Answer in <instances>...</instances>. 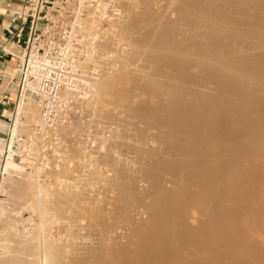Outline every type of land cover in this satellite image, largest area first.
I'll list each match as a JSON object with an SVG mask.
<instances>
[{"label":"bare ground","instance_id":"bare-ground-1","mask_svg":"<svg viewBox=\"0 0 264 264\" xmlns=\"http://www.w3.org/2000/svg\"><path fill=\"white\" fill-rule=\"evenodd\" d=\"M178 1L179 4L174 8L179 15H176L178 17L177 20L175 19L176 21L174 19V21L167 20L160 13H157V16L160 14L162 17L158 19L149 6L137 9L138 14L135 11L134 16L127 17L123 32L120 31L124 34L118 41L122 39L121 41L126 43L124 35H127L126 40H130L129 44L133 49L131 50L129 46V50L132 53L136 50L134 54H138L137 60L141 61L139 66H147L150 72H148L149 70L145 71L142 67L143 75H138L141 72H135L134 67L128 71L125 67L127 72L123 70V73L120 70L123 73L122 75L120 73V80L113 78L105 82L102 94V97L105 94L110 95L109 106L113 107L116 103L122 106L119 110L120 113L116 112L118 108L112 110L106 106L117 116L112 112L107 114L108 110L104 111L107 116L110 115L111 119L115 118L113 120L115 126L120 118L122 119V115H125V120L120 121L121 125H119L126 133L122 129V134L119 133V135L123 137L124 134L128 136L133 133V138H129L130 141L136 137V142L132 146L131 143L125 142V139H121H123V143L125 142V146L128 143L129 149L132 151L125 150L134 155L136 160L134 163L138 165L136 167L140 168L137 170H142L140 175L143 172L142 174L145 176V187L141 188V192L138 190L140 187L137 188L136 180L138 179L130 178L131 175L127 179L126 174L124 177H120L123 171L128 170V167L126 170L122 168L123 171L117 167L115 175L121 178L122 183L132 180L128 181V183L131 182L129 184L132 187L126 188L125 186L128 184L118 183L119 180L112 182L117 183L120 206L113 209L112 219L108 216L110 223L115 221L112 224L114 226H111L110 223L109 226L116 228L117 217L119 219L127 217V224H133L131 212H135V218L139 214L142 218L140 212H143L147 221H139L140 223L135 226V229L130 227V231L128 230L131 232L134 229L133 231L136 233L133 232L129 235V237L133 235L135 238H129L131 248L128 249L120 243L121 246L117 247L115 245H119L116 244L119 238H117L118 240L114 238L113 242L111 240L109 242L105 233L108 232L107 229L111 228L105 226L106 221L104 222V220L106 219L93 209L95 210L93 225L101 234L99 241L104 238L101 240L103 242H99L102 243L99 250L90 248L89 254H86L85 258L82 256L72 258L69 254L66 257L57 246H53V249L49 248L43 233L40 232L38 236V232L36 233L39 250L37 264H264V0ZM166 2L168 5H173L172 0H170L171 4L169 0ZM134 3L136 2L133 1L131 5ZM123 6L126 7L125 10L129 8V11L133 7L125 5V3ZM166 10L164 8L162 13ZM167 17L169 18V16ZM181 25L186 26L185 31L180 29ZM116 27L118 26L116 25ZM117 48L119 47H116V50H118ZM116 50L115 54H118L121 49L117 52ZM132 53H130L132 59L135 60L136 57L133 58ZM130 54L127 53L129 58L126 56L127 58L124 57L125 59L122 61L125 63L123 66H129V68L132 61ZM121 55L123 56V54ZM121 59L123 60V57ZM135 67L137 68L138 64ZM138 68L141 69V67ZM165 74L168 77H163ZM117 84L120 86L119 89H117ZM95 88L98 89L96 86ZM65 95H68V92H65L63 97ZM91 96L99 98L98 90ZM140 96H145L146 99L137 100ZM27 100L29 98L25 96L19 99L10 129L12 137H17L23 130L20 128L27 118L25 116L39 112L38 106L31 105ZM96 116L100 117V114ZM115 120L117 123H114ZM131 128L132 133H127L126 130H131ZM152 144L163 147V150H156L151 147ZM2 147L3 141L0 138V151ZM79 148L82 147L79 146ZM125 150L121 148L120 152L123 153ZM128 152H124V157L121 159L130 156ZM104 154L107 155V153ZM133 155L126 160L129 161ZM97 156L94 157V160H99L96 159ZM83 157L85 155L81 158ZM107 158H105V161L109 163L107 167L112 169L114 167V161L111 162L113 157L108 158L110 162L107 161ZM101 164L103 165L102 162ZM80 166L82 164H79ZM23 172V168L13 161L7 160L4 164L5 177L0 184V193L6 196V201H12L14 204L20 201L25 203V206H31L34 203L35 212L41 219L47 214L45 211L47 212L48 206L44 210L45 198L43 194L47 193L48 189L45 188L47 192L43 193L45 191V189L41 190L43 186L33 184V180H30L31 175ZM143 175H141L142 178H144ZM62 176L65 177V175ZM13 177H16L17 180ZM67 179H72V176H67ZM104 179L112 180L113 178L105 177L101 181H105ZM146 180L148 185H151H149L148 191L144 190L148 187ZM3 182L6 186L3 185ZM83 183L84 181L80 185ZM165 184H169L170 187L166 188ZM82 187L79 188L82 189ZM56 189L54 188V190ZM94 189L98 190L96 186ZM78 191L80 190H77L78 195H76L73 190H66L61 195L57 194L58 199L54 198L58 202H53H56L57 205L59 203V206L66 205L64 211L69 213L75 210V214L77 212L76 196L81 195ZM104 193L106 191H103ZM31 194L33 197L30 196ZM108 194L111 193L108 192ZM50 200L53 199L50 198ZM105 200L104 203H106ZM93 201L95 203V200ZM107 202H111V200ZM112 204L111 206L114 208ZM17 206L23 209L14 206L16 211L12 207L10 211L14 212H10L6 207V202L0 200V221L3 214L7 212L10 216L12 213L16 216L15 213L19 210L22 215L23 213L29 214L30 210L25 212L23 204L22 207L20 204ZM84 208L88 210L85 206ZM58 209L56 208V210ZM104 210L102 208L103 214ZM139 210L140 212L137 214ZM123 213H131V215L125 216ZM22 215L20 216L22 217ZM65 215V219L71 220V215ZM114 215L117 217L114 218ZM197 216L199 217L198 223L193 225L192 222ZM62 217H64L63 214L60 219ZM77 217L79 218L80 215ZM91 217L89 216L92 221ZM78 218L76 219L78 220ZM80 218H82V214ZM84 219L86 218L84 217ZM122 221L125 225L126 221ZM23 222L25 223V221ZM39 223L37 225L39 227H36L40 229L41 222ZM67 223V226L71 224L69 221ZM84 226L88 228L86 224ZM84 226L80 228H84ZM35 230L33 228V231ZM109 233L112 234L110 231ZM85 235L82 236V239ZM32 236L34 237V235ZM119 237L121 238V236ZM11 239L10 235L7 236L0 231V246L2 249H6V251L1 250V252H5L4 256L11 251L13 246ZM133 240L135 241L133 242ZM81 245L85 244L81 243ZM92 249L94 254L91 252ZM10 255L8 254V256ZM65 258L68 260L66 261ZM121 258L125 260L120 263L123 261Z\"/></svg>","mask_w":264,"mask_h":264},{"label":"rangeland","instance_id":"rangeland-1","mask_svg":"<svg viewBox=\"0 0 264 264\" xmlns=\"http://www.w3.org/2000/svg\"><path fill=\"white\" fill-rule=\"evenodd\" d=\"M93 1L94 2H98V1L102 2L100 4L101 5L100 9L99 10L97 9V11H96L94 6L92 8H90L89 16L82 22L80 27L83 29V31L86 34L93 35L95 38V43H94L95 48L93 49V54L95 55V59L97 57L96 61L99 62L98 63L99 66L96 67V68H98L99 77H98V79H96V81L93 84H90V88H91L90 94L93 95L94 92H97V90H98L100 97L95 98L91 95H88L85 97H78V98L73 97L72 98V97H70V94H68V95H65V98L58 100L59 102L57 101L53 105V110H51L50 112H48V113L37 112V113L31 114V115L29 114V115L25 116L27 118H25L26 119L25 121L23 120L24 121L23 125L20 128V129H23L24 131L23 130L20 131L19 135H22L25 137L24 139L26 140V143H25V146L23 148V155H22L23 157L20 158L19 160H17L16 164L19 165L21 168H23V171H24L23 173H25V174L28 173L29 175H31L32 178L31 179L29 178V179L31 181L33 180V184L40 185V187L43 186V188H41L42 191L45 188L48 189V192H47V189H45V191H43V193L47 192V193L43 194L44 198H45L44 199V201H45L44 210L46 209V206H48L47 212L45 211V213H47V214L44 215L43 218L40 219L35 212L34 208H36V206L35 205L33 206L34 203L31 204V206H25V203H23V202L21 203L20 201H18L14 204L12 201H9V200L6 201L7 200L6 196L0 193V200H3L6 202V207L9 209V211L14 206L18 209H23V208H20L19 206H17V204H20V206L23 204L25 206L24 207V211L26 210L25 212H29V210H30V212H32V214H30V212H29V214L23 213V215H22V213H20V210L19 211L17 210L18 212L15 213L16 216H14L13 213L11 214L12 216H10V214L8 212L3 214L1 221H0V231L2 233L7 234V236L10 235L12 237L11 240H12L13 246L10 249L11 251L8 253V254H11L10 256H8V254L4 256L5 252H3V251L1 252V250L4 249V251H6V249L5 248L2 249L1 248L2 246H0V264H37V262H38L37 260L39 258L38 257L39 250H38V245H37L38 242L36 243V240L38 239V237L36 236V233H38V232H39L38 236H39L40 232H41V234L43 233L42 235H44V237L47 241L46 242L47 246L49 248L52 247V249H53V246H57L58 249H60V251L66 257L69 254V256H71L72 258L73 257L74 258L75 257L80 258L81 256L85 258L86 254H89L88 250L90 248H93V249L96 248V250H99V246H102L101 245L102 243H99V242H103L101 240L104 239V238H102L99 241V238H100L99 235H101V234L99 233V230L96 229L93 225V222H94L93 215L95 213V210H96V212L100 213L102 218L106 219V220H104V222L106 221L104 223L105 226H107L108 228H111V226H114L112 224L115 223V221H113V223L111 221V223H110V219H112L111 215H113V212H114L113 209H115L116 206L117 207L120 206V196H118L119 192L117 190V183H112V182H118L117 180H119L118 183H121L123 185H124V183L128 184L125 186L126 188L132 187V185L130 186V184H129L131 182L128 183V181H132V180H128L127 182L123 181V183H122L121 178H118V176L115 175L117 172L116 171L117 167L119 169L123 168L124 170H126L128 167V170H126V172H124L122 169L123 173H122V175H120V177H122V176L124 177L126 174L127 179H129V175H131L130 178L133 177V178L138 179L139 181L134 179V180H136V183L138 182L139 186L137 185V188L140 187L138 190H140L142 192L141 188L145 187V184H144L145 183L144 182L145 176L142 174L143 173L142 172L141 175H143L144 178L141 177L140 171H142V170H137V168L138 169H140V168L136 167L138 165L135 164L136 163L135 157L133 154H129V152H128L130 150L128 143H131L130 145L132 146L136 142V137H134V139H132L130 141V139L133 138L132 128H131V130H129V129L126 130L127 133H132V134H128V136H127V134H124L123 137H121V135H119V133L122 134V129H123V127H120V125H121L120 121L125 120V118H126L125 115H122V119L120 118V121L118 119V121H119L118 123L115 120L114 123H117V126H115V124H113V120L115 118L111 119V117H109L110 115L107 116L105 113V111H107L110 108H112V110H115L118 108V110L116 111V112H118L122 106L119 103H116V105H114L116 108H113L114 106L113 107L109 106L110 99H108V98H110V95L104 93L105 96L102 97L103 96L102 94L104 92L103 89L105 88V82H108L109 79L114 78L116 80H120L121 75L124 72H127L128 70H132L133 67H134L133 69L135 70V72H141V74L139 73L138 75H143L142 74L143 69L145 71L149 70V69H147V66L144 65V63H142V65H144L145 67L139 66L141 64V61L137 60L138 54L137 55L134 54V53H136V50L133 53L131 52V50H133V49H132V45L129 44L130 40H128V41L126 40L127 35H124V41H126V43L121 41L122 40L121 39L120 40L121 44L119 45L120 41H118V40L120 39V37L122 38V35L124 34V33H122L123 32L122 29H123V26L126 24V21L128 19L127 17L131 18L132 16H134L133 13L135 11L137 12V13L135 12L136 14L139 13L137 9H143V8L149 6V8L154 12V14H156V16H157V13H160V14H163V18H165L167 20L174 21L175 19L177 20V18H178V17H176V15L179 16L178 13L174 9L179 4V1L178 0H172L173 5H168V2H166L167 0H122V1H120V0H85L86 4H90ZM133 1L136 2V3H134L135 6H134V4L131 5V3ZM108 2H109V4L116 6V8H118L120 10V14H119L120 17H118V19H113L110 22L105 21L102 23L98 17V13L96 14V12L108 13L109 11H111V8H110ZM120 2H122V4H120ZM123 3H125V5H129L130 7L133 6L132 9H130V11H129V8H128V10H125L124 8H126V7L123 6ZM169 3H170V0H169ZM133 8H135V10H133ZM164 8H165V10L166 9L167 10H166V12L163 11V13H162V10H164ZM139 11H142V10H139ZM164 13H166V15H164ZM160 14H159V16H157L158 19H160L159 17H162V16H160ZM129 15H131V16H129ZM167 16H169V18ZM116 25L118 27H116ZM179 27L183 31L186 30V26L181 25ZM102 29L104 31H101ZM120 31H122V32H120ZM129 46L131 47V50H129ZM116 47H119V48H117L118 50H116ZM120 47H122L123 49ZM125 47H126V49H125ZM142 49H144V48H142ZM115 50H116V52L120 50V52H118V54H115ZM137 51H139V50H137ZM129 52L132 53V55L134 56L133 58L136 57L135 60L132 59V56ZM120 53L123 54V56ZM127 53L130 54V57L132 60L130 63V68H129V66L128 67L123 66V65H125V63L122 62L125 59L124 57H126V56L128 57V55H126ZM155 53L157 54V52H155ZM160 53L162 54L161 51H160ZM121 57H123V60L121 59ZM137 64H138V67H141V69L138 67L137 68L135 67V65L137 66ZM125 67H126L127 71L125 70ZM142 67H143V69H142ZM120 70H122V72L124 70V72L122 73V72H120ZM134 70H133V73H134ZM148 72H150V70ZM148 72H146L147 73L146 75H148ZM120 73H121V75H120ZM135 74H137V73H135ZM144 74H145V72H144ZM166 74L163 77H168V75H166ZM144 77H148V76H144ZM95 86L98 87L97 90H96ZM119 87L120 86L117 84V89H119ZM143 99H146V97L140 96V98H137V100H139V101L140 100L142 101ZM27 101L31 105L32 104L36 105L35 103L31 102L30 99ZM107 101H108V103H107ZM139 101H136V102H139ZM96 103H99V104H96ZM105 104H107V105H105ZM100 105H101V107H100ZM106 106L108 109L106 108ZM38 109H39V107H38ZM91 109H92V111H90ZM121 111H122L121 113H123V110H121ZM110 112H112V111L108 110L107 114H109ZM119 113H120V111H119ZM99 114H100V117L96 116ZM114 115L117 116L116 114H114ZM29 116H31V117H29ZM96 117H98V118H96ZM94 118H95V121H93ZM99 118H101V119H99ZM133 121H136V120H133ZM134 123H136V122H134ZM96 124L98 127L96 126ZM101 127H103V128H101ZM118 131H120V132H118ZM123 131L125 132L124 129H123ZM130 135H132V136H130ZM0 138H2V137H0ZM121 138L125 139V142H128V143H126V146H125V142L123 143V139H121ZM107 141H109V142L111 141L110 142L111 146L108 145L109 142H107ZM119 145H121V146H119ZM154 145H157V144H152L151 147L155 148L156 150H160V151L163 150V147H160V146L157 147ZM79 146H81L82 148H79ZM103 146H104V148H103ZM117 146H119V147H117ZM122 146H124V147H122ZM121 148H124V150L128 149V151L125 150L124 152H128V155H130V156L133 155L134 159L131 158L129 161L126 160V159H129L130 156H127L126 159H124V158L121 159V157H124L123 156L124 152L123 153L120 152ZM159 148H161V149H159ZM116 149H118V150H116ZM96 151H97V154H96ZM130 151H132V150H130ZM91 153H95V154H91ZM104 153H107V155H105ZM84 155H85V157L81 158ZM126 155H127V153L125 154V156ZM96 156L98 157L96 159H99L101 161L94 160V157H96ZM107 157L108 158L113 157V159H111V162L114 161L113 162L114 167L112 168L113 171H112L111 167H107V164H109L105 161V158H107ZM89 160H90V163H88ZM107 161L110 162L109 159ZM98 162H100V164H97ZM101 162L103 163V165L101 164ZM79 164H82V166L79 167ZM94 164H95V166H94ZM85 165H86V167H85ZM77 166L79 167V169ZM96 167H97V169H94ZM130 168H131V170H130ZM108 169H110V170H108ZM37 170H38V172H37ZM122 171H119V172H122ZM92 172H95V173H92ZM106 174H107V176H106ZM136 174H137V176H136ZM62 175H65V177ZM80 175H81V177H80ZM114 175H115V177H114ZM67 176H69V177L72 176V179H67ZM138 176H139V178H138ZM83 177H85L84 180H83ZM105 177H109V179H111V178H113V179L112 180L104 179L105 181H101L102 178H105ZM17 178H18V176H17ZM17 178L13 177V179H16V180H17ZM36 179H37V181H36ZM73 179H75V181H73ZM86 179H87V181H85ZM141 180H143V181H141ZM1 181L2 180L0 178V184L2 183ZM78 181H80V182H78ZM83 181H84L83 185L82 184L80 185V183ZM93 182H95V183H93ZM101 182H103V183L101 184ZM105 182H107V183H105ZM55 183L57 186L55 185ZM134 183H135V181H134ZM73 184H74V186H73ZM107 184H109L110 186H108ZM3 185L6 186L5 182H3ZM85 185H89L90 187L85 186ZM149 185H148L147 180H146V186H148V187H147V189H144L145 191H148V189H150L151 185L150 186ZM82 186H84V187H82ZM94 186H96V188L98 190H95ZM79 187L80 188L82 187V189H80ZM133 187L136 188L135 185H133ZM165 187L169 188L170 185L165 184ZM54 188L55 189L57 188V189L54 190ZM65 188H68V189H65ZM75 188H77V189H75ZM99 188H100V190H99ZM106 188H107V190H106ZM66 190L67 191L73 190L76 195H78L77 190H80V191H78V193L81 195H79V197L76 196V200H75V202H77L76 203L77 212H75V214H74V211H75L74 209H72L74 211H71V212L68 211L69 213L65 212L64 210L66 209L65 208L66 205L65 206L64 205L59 206V203H58V205L56 203V202H58V200L56 201V199H54L58 195H61V193H63ZM86 190H90V191L88 192ZM92 190H93V192H92ZM113 190L114 191L116 190V191L114 192ZM103 191H106V193L103 194ZM101 192H102V194H100ZM108 192L111 194H108ZM46 194H48V195H46ZM113 194H116V195H113ZM103 195H106L107 197L103 196ZM111 195H112V197H111ZM30 196H32V194ZM47 196H50V197H47ZM99 196H103V197L100 198ZM115 196H116V200H115ZM110 197L113 199H111ZM50 198H52L53 200L51 201ZM78 198H81V199L78 200ZM92 198H93V200H95V203L92 200ZM24 199L27 200V198H24ZM57 199H58V197H57ZM85 199H87V200H85ZM105 199L107 201L111 200V202H107ZM91 200H92V205H91ZM104 200L106 203H104ZM53 201H56V202H53ZM7 202H9V203H7ZM48 202H50V203H48ZM11 203L14 205H12ZM111 203H113L112 205L114 206V208L111 206ZM85 204H87V205H85ZM84 206L88 210H86L84 208ZM15 207L13 208V210L16 211ZM101 207L103 208V210H104V208H106V210H104V214H103ZM56 208L57 209L59 208V209L56 210ZM107 208H108V211H107ZM93 209H95V210H93ZM100 209H101V212H99ZM13 210L10 212H14ZM59 210H60V212H59ZM24 211L21 210V212H24ZM111 211H112V214H111ZM139 212H140V210L137 211V214H139ZM37 213H38V209H37ZM131 213H132V215H131ZM131 213H129V214L123 213V214L125 216L131 215L132 221L134 223L137 222L136 224H134V223L133 224L132 223L127 224V222H128L127 217H126V219H119L117 217V215L113 216L114 218L117 217L116 220H118V221L116 223L117 224L116 228L112 227L111 229H107L108 232L106 231L107 233H105V235L107 234L106 236L108 237L109 242H110V240H111V242H113L112 240L114 238L116 240H118L117 238H119V240L116 241L118 243H116V242H114V243H116V244L120 243L124 247L126 246L128 249L131 248L130 247L131 243L129 245V241H131V240L129 238H131V237L133 238V235H131V237H129L130 233L134 232L133 230L135 229V226L138 225L140 222H143L142 220H145L144 222L147 221L145 214H142L143 212H140L142 215L141 216L142 218H140V216H139L140 214L137 215V217L135 218V216H136V215H134L135 212H131ZM62 214L64 217H62V219H60ZM65 214H67L69 216L71 215V217H70L71 220L65 219V217H66ZM81 214H82V218H80ZM105 214H106V216H104ZM20 215H22V217ZM79 215H80V217L78 218L77 216H79ZM124 215L121 214V216L125 217ZM50 216H51V218H50L51 222L49 219ZM72 216H74L73 217L74 221L72 219ZM89 216L90 217L92 216L91 217L92 221L90 220ZM108 216L111 218L108 219L109 218ZM84 217L86 219H84ZM123 217H121V218H123ZM21 218H22V220H21ZM37 218H39V219H37ZM76 218H78V220ZM143 218H146V219H143ZM47 219L49 220V222ZM63 219H64V221H63ZM107 220H108V222H107ZM122 220L126 221L125 225H124ZM194 220L195 221L192 222L193 225L198 223L197 221L199 220V217L197 216ZM23 221H25V223ZM67 221H69V223H71V224L72 223L75 224L79 228L76 230L77 227L74 226L73 224H72L73 227L71 226V224H69L67 226V224H68ZM119 221L121 223H118ZM39 222H41V226H42V227L40 226V229L37 228V227H39V226H37L40 224ZM42 222H43V224H42ZM83 222H85V223H83ZM88 223H89V225H88ZM109 223L111 224V226H109ZM84 224H86V226L88 228H86L84 226ZM83 226H84V228H80ZM89 226H92V227H89ZM66 227H68V228H66ZM130 227L134 228V229L132 228L133 230H131V232H129ZM23 228H24V230H23ZM33 228H35L36 230L33 231ZM87 229H89V230H87ZM74 230H76V231H74ZM86 230H87V233H86ZM109 231L112 234H110ZM116 232H118L119 234ZM27 234H28V236H27ZM85 234H87V235H85ZM134 234H136V233L134 232ZM32 235H34V237H36V238H34ZM79 235H81V237H79ZM83 235H85L84 239H82ZM105 235H104V237H105ZM22 236H24L26 238H23ZM31 236H32V239H31ZM89 236H91V237H89ZM119 236H121V238ZM135 236H137V235H135ZM88 237H89V239L91 238L90 241H89V239H87ZM97 237H98V239H97ZM107 237H106V239H107ZM33 239H35V241H33ZM92 239H94V240L96 239V240L94 241ZM133 239H135V238H133ZM134 241L135 240H133V242ZM67 242H69L70 244H68ZM90 242L94 243L93 246H91L92 243H90ZM52 243H55V244H52ZM81 243L82 244L84 243L86 246L81 245ZM120 244L115 245V246L120 247L121 246ZM88 245H90V246H88ZM72 246H75V247L73 248ZM134 248H136V247L134 246ZM93 249L91 251L92 254L95 253V252L93 253V251H94ZM71 257H70V259H71ZM67 260H68V258L66 259V261ZM121 260H123V261H120V263L124 262L125 259L121 258ZM48 262H50V261L48 260ZM48 264H50V263H48Z\"/></svg>","mask_w":264,"mask_h":264},{"label":"built area","instance_id":"built-area-1","mask_svg":"<svg viewBox=\"0 0 264 264\" xmlns=\"http://www.w3.org/2000/svg\"><path fill=\"white\" fill-rule=\"evenodd\" d=\"M101 3L93 1L90 5L85 0H26L21 10L12 14L11 21L18 23L20 29L12 42L0 48V58L15 60L10 81L16 84L17 91L13 101L7 95L0 97V106L9 109L0 151L1 180L5 176V162L16 163L23 157L25 137H12L10 133L13 115L22 96L35 103L40 113H48L58 100L65 98V92L72 98L91 95L90 84L99 77L96 68L99 62L93 54L94 36L86 34L80 25L89 16L90 8L94 6L97 11ZM109 6L111 11L108 13L96 12L102 23L120 17V10L112 4ZM23 30H26V34L21 41Z\"/></svg>","mask_w":264,"mask_h":264},{"label":"crops","instance_id":"crops-1","mask_svg":"<svg viewBox=\"0 0 264 264\" xmlns=\"http://www.w3.org/2000/svg\"><path fill=\"white\" fill-rule=\"evenodd\" d=\"M26 0H0V48L7 46L14 40L15 34L20 29L18 23L11 21L12 14L18 12L23 7ZM26 30L21 33V41L25 39ZM15 67V60L9 57L0 58V97L7 95L11 101L16 99V84L10 81ZM9 109L0 106V137L7 129L6 119Z\"/></svg>","mask_w":264,"mask_h":264}]
</instances>
